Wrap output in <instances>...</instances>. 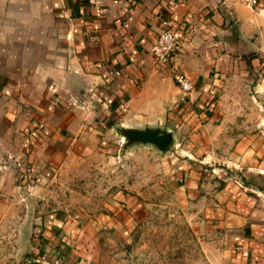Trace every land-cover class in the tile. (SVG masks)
Returning <instances> with one entry per match:
<instances>
[{
	"label": "crops",
	"instance_id": "0c3cea01",
	"mask_svg": "<svg viewBox=\"0 0 264 264\" xmlns=\"http://www.w3.org/2000/svg\"><path fill=\"white\" fill-rule=\"evenodd\" d=\"M163 20L179 38L172 64L193 81L188 93L153 64ZM256 66L264 0H0V264H90L102 219L42 212L31 190L73 160L117 154L123 127L190 125L226 80ZM257 75L264 95V68ZM242 125L253 128L224 152L246 176L219 185L192 171L180 191L211 255L264 264V118Z\"/></svg>",
	"mask_w": 264,
	"mask_h": 264
},
{
	"label": "rangeland",
	"instance_id": "374dc122",
	"mask_svg": "<svg viewBox=\"0 0 264 264\" xmlns=\"http://www.w3.org/2000/svg\"><path fill=\"white\" fill-rule=\"evenodd\" d=\"M263 68L256 66L239 79L226 80L224 93L213 96L207 110L195 115L190 125L161 126L174 134L165 151L154 144L131 142L120 129L123 139L117 154L96 152L71 161L55 178L31 190L36 207L84 220L102 219L97 223L98 240L90 247V264H231L226 253L213 256L204 247L195 205L180 186L192 171L199 172L201 180L219 185L246 176L225 152L237 131L253 128L237 126L239 118L252 123L264 118V95L256 91L257 74ZM216 99L219 109L212 106ZM135 144L152 149H133ZM20 193L23 190L16 196ZM107 214L122 218L118 220H124V228L118 222L105 223Z\"/></svg>",
	"mask_w": 264,
	"mask_h": 264
},
{
	"label": "built area",
	"instance_id": "2783aa9c",
	"mask_svg": "<svg viewBox=\"0 0 264 264\" xmlns=\"http://www.w3.org/2000/svg\"><path fill=\"white\" fill-rule=\"evenodd\" d=\"M250 6L258 4V0H245ZM179 38L172 30L168 20H163L162 29L152 47V61L162 72H171L176 83L188 93L194 89L193 81L183 72L178 71L172 64L173 56L179 47Z\"/></svg>",
	"mask_w": 264,
	"mask_h": 264
},
{
	"label": "water",
	"instance_id": "95a60500",
	"mask_svg": "<svg viewBox=\"0 0 264 264\" xmlns=\"http://www.w3.org/2000/svg\"><path fill=\"white\" fill-rule=\"evenodd\" d=\"M124 132V136L129 138L131 142H140L156 145L160 150L165 151L169 148L174 139V134L171 131L164 130L162 128H132L123 127L121 129ZM29 230H27V236L25 239L26 253L30 252V239Z\"/></svg>",
	"mask_w": 264,
	"mask_h": 264
}]
</instances>
